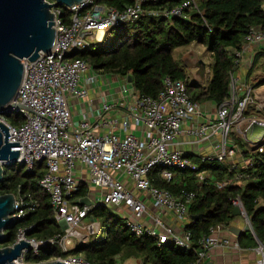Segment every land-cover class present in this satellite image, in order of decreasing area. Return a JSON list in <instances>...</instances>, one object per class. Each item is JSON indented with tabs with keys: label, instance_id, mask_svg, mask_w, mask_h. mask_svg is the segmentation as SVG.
I'll use <instances>...</instances> for the list:
<instances>
[{
	"label": "built area",
	"instance_id": "1",
	"mask_svg": "<svg viewBox=\"0 0 264 264\" xmlns=\"http://www.w3.org/2000/svg\"><path fill=\"white\" fill-rule=\"evenodd\" d=\"M96 1L84 0L80 4L50 10L55 31L50 54L39 53L33 62L21 60L23 76L13 103L26 108L18 112L22 122L14 126L0 116V123L8 129V142L18 143V147L11 149L19 153L17 165L26 172L42 166L37 185L47 195L53 219L60 227V232L36 238L28 234L31 226H19L14 242L8 247L23 241L29 243V248L21 251L15 263L60 261L89 264L81 256L68 253L72 250V242L77 240L79 245L86 244L89 236L99 233L100 224L90 214L97 205L121 212L119 215L123 217L117 215L135 237L148 236L157 245L168 242L193 253L195 260L191 264H204L213 249L238 248L236 243L220 235L226 230L223 225L209 227L207 233L193 242L186 226L192 221L189 208L195 192L181 187L184 179H179V172L197 171L198 166L176 147L180 145L178 140L181 136L188 138L184 141L187 145L197 148L217 138L213 152L198 156L202 161L215 159L226 164L232 176L218 181L208 172H198L196 184L208 179L215 188L222 189L248 181L250 177L245 172L251 166V158L243 157L234 139L243 137L245 130L254 123L264 126V120L247 118L245 114L250 106L256 105L255 89L246 88L240 98L232 96L217 106L213 113L201 115L198 103L190 98L183 81L165 77L154 98L142 96L130 89L129 83H123L117 97L102 103L94 122L83 116L73 123L69 100L86 99L88 89L96 87L106 75L94 71L81 59L68 58L71 52L84 51L100 43L110 29L136 23L143 16L185 20L188 13L197 8L194 0H185L171 8L149 10L144 9L143 4L162 0H134L133 4L121 10ZM64 11L68 13L67 17H64ZM252 46L264 49V30L261 27H250L240 49L234 52L237 67ZM235 82L234 73H231L229 88L232 91ZM112 111H122L136 126H140L139 134L129 131L128 118L117 120L109 117ZM196 116L203 121L197 123L194 120ZM185 123L187 128H183ZM116 128H120L122 135ZM101 129L105 130L104 134L99 133ZM263 144L264 138L260 143H252L251 149L262 153ZM4 166L5 163L2 168ZM154 169L159 170L156 173L159 182L178 186V192L153 185L149 175ZM82 186L89 191H81ZM92 192L94 195L90 196ZM12 195L16 212L11 218L15 222L39 208V202L31 195L19 192ZM84 198L91 202L90 206L80 203ZM146 198L153 212L149 210ZM232 204L238 208L239 217L248 221V229L255 242L252 250L257 257L255 264H264V240L256 237L240 199L236 198ZM83 226L87 229V236L78 232ZM45 247L57 248L62 256L36 260ZM27 256L30 259L26 260Z\"/></svg>",
	"mask_w": 264,
	"mask_h": 264
},
{
	"label": "trees",
	"instance_id": "2",
	"mask_svg": "<svg viewBox=\"0 0 264 264\" xmlns=\"http://www.w3.org/2000/svg\"><path fill=\"white\" fill-rule=\"evenodd\" d=\"M185 0H162L147 2L143 8L164 9L177 6ZM197 6L188 14L187 19L143 16L133 24L118 25L107 33L104 40L93 44L84 51H74L68 56L81 59L94 71L113 73L131 78L130 85L142 96L156 97L165 77L186 83L190 98L199 103L213 102L216 106L229 98V81L235 73L234 52L239 50L245 34L252 26L264 30V0H194ZM98 4L123 9L134 0H97ZM68 13L64 11V17ZM197 44L206 49L212 57L210 77L205 84L188 81L185 69L180 67L173 53L180 47ZM264 55V54H263ZM256 58H254L256 61ZM258 88V87H256ZM255 88V89H256ZM11 125L18 126L22 119L19 114H11ZM241 147L244 158H251V166L246 170L248 181L215 188L206 179L196 184L198 172H208L218 181L232 176L226 164L217 160L202 161L198 155L186 154L198 166L197 171L179 172L183 178L182 188L195 192V199L189 208L190 217L195 219L186 226L192 234L193 242L207 233L211 226L223 225L227 228L237 217H233L232 201L239 198L259 240H264V144L263 152L248 150L240 139H234ZM3 181L0 183V196L5 194L31 195L39 202V208L29 216L16 222L14 228L4 232L10 246L15 240L19 226H31L28 234L36 238H46L57 232L60 227L53 219L47 195L39 189L37 182L42 174V166L31 172L14 165L3 167ZM158 169L149 175L153 185L166 188L173 193L178 186L159 182ZM156 174V175H155ZM188 174V175H186ZM107 208L97 205L90 212L100 224L99 233L92 236L88 243L75 245L68 255H79L89 264H122L128 259H139L142 264H191L195 256L177 248L171 243L156 242L148 236L135 237L122 218L107 212ZM62 256L55 247H45L40 251L38 261ZM28 256L26 260H28Z\"/></svg>",
	"mask_w": 264,
	"mask_h": 264
},
{
	"label": "water",
	"instance_id": "3",
	"mask_svg": "<svg viewBox=\"0 0 264 264\" xmlns=\"http://www.w3.org/2000/svg\"><path fill=\"white\" fill-rule=\"evenodd\" d=\"M84 0H0V116L9 117L18 114L19 110H26L24 106L13 103L23 76L21 60L35 61L39 53L50 54L55 41L53 29L52 8L69 7L80 4ZM52 2V4H49ZM202 66V65H201ZM203 71V66L202 70ZM202 75V72H198ZM131 83V78L127 80ZM251 134V136H249ZM247 137H256L253 143H260L264 138V126L252 124L246 131ZM8 129L0 123V183L3 181L4 167L17 165L18 143L8 142ZM22 167L21 165H19ZM82 205L90 206L91 202L84 198ZM16 212L14 196L5 194L0 196V244L6 242L4 232L14 228L16 222L11 218ZM238 208L233 209L232 216L239 217ZM194 220V217H191ZM248 227L244 232H248ZM233 233V232H232ZM234 234V233H233ZM29 248V243L20 241L12 247L0 249V264H16L21 251ZM44 264H65L54 261ZM210 264V263H207Z\"/></svg>",
	"mask_w": 264,
	"mask_h": 264
},
{
	"label": "crops",
	"instance_id": "4",
	"mask_svg": "<svg viewBox=\"0 0 264 264\" xmlns=\"http://www.w3.org/2000/svg\"><path fill=\"white\" fill-rule=\"evenodd\" d=\"M264 49L262 46H252L250 47L245 55L244 59L241 62V64L237 67L236 72L234 73V77L236 79L235 85H234V90L232 91L229 88V99H231L232 96L235 98H240L243 92L246 90V88H250L249 85L253 80H256L260 74L263 75L262 72L259 71L260 74H257L256 71L257 69L260 70V68L264 67ZM258 55H260L256 61L254 58H256ZM101 73V72H99ZM255 74L257 78H252V74ZM105 75V74H103ZM117 76V75H115ZM250 77V78H249ZM112 77L109 75H106V77L103 76L102 82L97 84L96 87L94 88H89L88 89V96L86 99L82 100H76V99H70L69 100V107L71 110V118L72 122L76 123L83 116H87L88 119L91 122L95 121L96 115L98 113V109L101 107L102 103L112 97H117V92L118 89H113L111 86L112 82ZM188 77V81H190ZM195 81V80H194ZM230 83V81H229ZM128 87L132 89V86L128 84ZM253 89V88H252ZM256 93V92H255ZM257 94V93H256ZM199 110L201 115H209L213 113L216 109L217 106L213 102H204V103H199ZM261 104V103H259ZM259 104H256L254 106V110H259L260 107H258ZM248 110V109H247ZM109 117L117 119V120H122L128 118L130 125L129 126V131L138 135L140 132V126H136L134 121H132L127 115H125L122 111H112L109 114ZM260 120H264V118H259ZM194 120L199 123L202 122V118L200 116H196ZM193 126V125H192ZM188 124L185 123L183 124V128H187ZM120 132V128H116ZM245 130V136L243 137V141L247 145L246 148L248 150H251L252 148V143L253 140L257 137H247ZM100 134H104L105 130L101 129ZM119 135H122V132L119 133ZM251 136V134H249ZM238 139V137H237ZM188 138L186 136H181L178 140L180 143L179 146L176 148L179 149L180 151L186 153V154H193V155H202L204 152H213L218 140L217 138L212 139L208 144H205L204 146H200V148L196 146H190L187 145L186 142ZM84 175H86L85 171H83ZM87 177H84L83 179H86ZM89 191L85 186H82L81 191ZM94 193L92 192L90 196H93ZM146 203L148 204L149 210L153 212L154 210L151 207V203L149 200L146 198ZM172 226H176L169 222ZM246 227L243 226L240 220L234 219L230 225L224 230L223 232H220V235L223 238H229L231 242L234 244L236 243L238 245V248H233V247H228V248H219V249H213L209 252L208 257L204 264L210 263V264H255L257 257L253 253V248L255 247V242L254 239L249 232H244V229ZM234 234H233V233ZM249 235H248V234ZM248 235L249 238L251 237L253 244H249L247 241H244V237Z\"/></svg>",
	"mask_w": 264,
	"mask_h": 264
},
{
	"label": "rangeland",
	"instance_id": "5",
	"mask_svg": "<svg viewBox=\"0 0 264 264\" xmlns=\"http://www.w3.org/2000/svg\"><path fill=\"white\" fill-rule=\"evenodd\" d=\"M103 40L104 37L100 42H102ZM173 57L176 60V62L179 64V66L185 69V74L187 77H189L192 80H195L199 84H205L207 82V80L210 77V64L212 63V57L204 47L197 44H191L185 47H180L174 51ZM201 65L203 66V71H201L202 70ZM259 71L262 72L263 75H261ZM198 72H202V75L201 76L198 75ZM254 72L260 74V76L257 78L255 77L256 75L253 73L252 78H257V79L256 80L252 79V82L250 83L249 87L253 89L258 87L255 89V92L257 93V94L255 93V100H256V104L261 103V105L260 106L258 105V107H260L259 110H254V106H250L245 114L247 118L259 119V118H264V67L260 68V70L257 69ZM102 74L108 76L110 75L112 77L113 80L111 82V86L113 87V89H118L123 83L128 84V82L126 81L127 78L125 79L124 77L115 76L113 73H102ZM11 119L12 117H8L7 121H11ZM244 136L245 135H243V137ZM243 137H238V139H240L243 145L247 146L243 141ZM241 148L243 149V147L239 146V149ZM91 191H93V189ZM107 212L115 213L118 215L119 213H121V212L119 213L116 212V210L112 208L111 209L109 208ZM119 216L123 217L122 214ZM236 219L240 220L243 226L249 227L248 221L244 217H237ZM84 227L85 226L78 229V232H80V234L82 235L87 234V229ZM248 235L244 237V241H247L249 244L251 243L253 244L251 237L249 238ZM91 237L92 236H89L88 240ZM77 242H78L77 240L72 242V244L70 245V249H73L75 245H79L77 244ZM1 248H4L3 245H0V249ZM136 263L142 264V262L139 259H133V258L128 259L124 262V264H136Z\"/></svg>",
	"mask_w": 264,
	"mask_h": 264
},
{
	"label": "bare ground",
	"instance_id": "6",
	"mask_svg": "<svg viewBox=\"0 0 264 264\" xmlns=\"http://www.w3.org/2000/svg\"><path fill=\"white\" fill-rule=\"evenodd\" d=\"M260 91H262V90H260Z\"/></svg>",
	"mask_w": 264,
	"mask_h": 264
}]
</instances>
